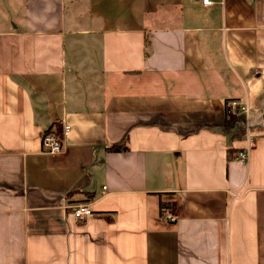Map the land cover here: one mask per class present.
<instances>
[{
    "label": "crops",
    "instance_id": "obj_1",
    "mask_svg": "<svg viewBox=\"0 0 264 264\" xmlns=\"http://www.w3.org/2000/svg\"><path fill=\"white\" fill-rule=\"evenodd\" d=\"M212 1L0 0V264H264V0Z\"/></svg>",
    "mask_w": 264,
    "mask_h": 264
},
{
    "label": "built area",
    "instance_id": "obj_2",
    "mask_svg": "<svg viewBox=\"0 0 264 264\" xmlns=\"http://www.w3.org/2000/svg\"><path fill=\"white\" fill-rule=\"evenodd\" d=\"M229 0H221L220 4L224 6L226 2ZM204 5L206 6H212L214 5V2L212 0H203ZM248 107L246 104H241L237 101H233L228 106V114L235 115L237 113H247ZM73 132V128L70 126H66L64 128V134L70 135ZM249 145L248 147L240 151L237 154V159L246 161L249 159L250 149H251V138H248ZM65 148L64 145V137L59 135L57 132L49 130L47 132H44L42 135V146L41 150L43 153L48 155H57L60 154ZM162 218L167 222H174L178 219V215L175 211H172L171 209H163L162 212ZM73 216L77 220H86L94 216L93 211L89 207V205L81 204L77 205L74 209Z\"/></svg>",
    "mask_w": 264,
    "mask_h": 264
},
{
    "label": "trees",
    "instance_id": "obj_3",
    "mask_svg": "<svg viewBox=\"0 0 264 264\" xmlns=\"http://www.w3.org/2000/svg\"><path fill=\"white\" fill-rule=\"evenodd\" d=\"M113 151H123V150H126V148H118V147H115V148H112Z\"/></svg>",
    "mask_w": 264,
    "mask_h": 264
}]
</instances>
